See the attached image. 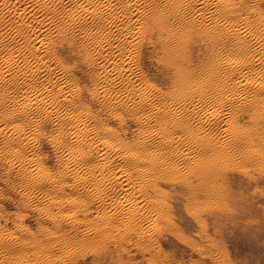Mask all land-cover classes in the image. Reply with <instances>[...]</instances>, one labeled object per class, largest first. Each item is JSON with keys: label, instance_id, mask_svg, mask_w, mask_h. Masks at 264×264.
Here are the masks:
<instances>
[{"label": "bare ground", "instance_id": "1", "mask_svg": "<svg viewBox=\"0 0 264 264\" xmlns=\"http://www.w3.org/2000/svg\"><path fill=\"white\" fill-rule=\"evenodd\" d=\"M47 1L0 0V14L7 12L17 15L20 22L16 28L21 32L26 17L36 13L32 5H44ZM73 1L81 20L92 18L99 23L97 30L85 29L82 36L86 41L83 47L84 63L90 67L86 75L94 84L92 94L120 122L125 120L123 112L130 115V108L133 115L137 112L134 117L140 123L146 124L156 117L160 126L156 130L142 131L141 141L123 140L104 124L105 121L83 108L79 97L81 89H78L77 81L71 77L74 69L62 63L53 66L44 64L43 59L48 57L45 56L48 51L44 55L39 50L44 40L38 36L27 37L24 42L30 49L28 55L33 56L36 65L32 64L34 61L31 63L27 60V52H23L24 67L18 65L22 68L13 69L15 73L24 75V80L17 82L23 95L19 98L4 93L14 104L12 114L0 118V133L5 127H9V130L12 128L16 139L13 137L5 141L3 154L15 156L21 163L22 172L31 185L29 190L44 184H56L41 164L32 158V153L36 151L32 140L37 133H43V122L51 120L52 127L57 131L54 140L58 144L62 162L68 167H65L66 170L83 168V172L80 170L82 173H76L77 170L73 178L77 179L82 188L88 186L85 195L71 198V208L85 210L88 205L84 198L90 197V200L97 199L105 210L91 221L90 226L84 222L87 226L82 235L79 234L80 237L85 239L92 233L93 236L103 235L102 238H105L106 234H112L110 231L115 229L116 234H121L118 231L123 228L124 237L136 233L141 239L138 242L140 246L146 247L151 244L148 242H153L150 241L154 238L152 231L160 229L159 224L162 222L165 226L168 220L164 215L170 209L168 203L171 202H168L169 194L161 183L174 180L181 183L194 200L196 197L207 198L214 194L216 197V184L220 183L215 180L220 173H216V168L219 169L221 165L211 164L212 161L223 162L224 166L238 162L235 159L239 156V163L241 161L245 164L264 159V15L259 10L262 0H255V5L247 8L242 7V4L230 3V0ZM28 3L31 10L29 7L30 13L25 16L29 11L26 8ZM92 4L97 6L96 10H89ZM244 11L253 15L243 16ZM77 35L61 34L58 37L60 41L73 45ZM193 40L205 41L206 45L216 51L207 53L204 58L202 53L203 60L196 71L193 67V70L187 68L191 64L192 50L189 46ZM145 43H151L160 51L159 60L177 76L175 81H179V96H159L148 83L147 86H141L144 77L137 68ZM220 46L222 50V47L218 50ZM18 49L20 51L16 50L17 54L22 52L21 48ZM16 52L5 56L7 70L12 68ZM228 72L231 73L223 76ZM2 74L5 75L4 72ZM135 96L139 97L136 98L138 100H135ZM194 96L198 100L209 98L212 105L205 108L199 106L201 101L198 104L194 102ZM226 100L235 114L248 113L250 118L247 127L252 129L239 125L235 115L225 116L227 111L223 109L222 103ZM40 106L43 107L40 118H33V110ZM190 119L196 123V129L188 124ZM26 126L29 128L26 129ZM173 133L183 141L181 146L177 145ZM83 137L92 140L80 141ZM66 138L67 141L64 140ZM167 148L172 151L167 152ZM74 180L73 183H76ZM46 205L45 208L48 207ZM71 216L76 225H83L77 215Z\"/></svg>", "mask_w": 264, "mask_h": 264}, {"label": "rangeland", "instance_id": "2", "mask_svg": "<svg viewBox=\"0 0 264 264\" xmlns=\"http://www.w3.org/2000/svg\"><path fill=\"white\" fill-rule=\"evenodd\" d=\"M120 1L122 0H118V2ZM230 3L242 4V7L247 8L255 5L256 2L255 0H230ZM29 4H27V10H31ZM32 6L33 12H36L35 17L32 15L27 16L30 10L26 13L25 8L23 12L26 13L25 16L27 17L21 32L16 28V25L20 22L17 15L8 14L7 12H5L6 15L4 13L0 14V16L3 15L0 18V118L12 114L14 101L5 97V94L10 93L11 95H17V97L23 95V90L17 86V82H20V79L21 81L24 80V75L15 73L13 70L16 67H24L25 61L22 55L25 53L23 52H27L25 58H28L31 63L34 61L32 64L36 65L33 56L28 55L30 49L25 44L24 39L38 36V38L44 40V44L39 49L41 54L45 55L48 51L45 55L48 57L43 59V61L45 60L44 64L53 66L55 63H62L72 67L74 75L71 77L74 78L72 79L75 82L77 81L78 89H81L79 97L83 108L96 114L103 122L105 121L104 124L113 129L116 134H119V137L131 142L141 141L142 131L158 129L160 125L157 124L156 117H153L148 123L142 124L134 117L137 112L133 115L130 108H128L130 115L123 112L125 120L120 122L116 117H112L107 107L99 101L97 96L92 94L91 90L94 88V84L86 75L90 67H87L84 63L83 47L86 41L83 40L82 36L85 29H98L99 23L97 20L92 18L87 21L81 20L77 9L74 7L73 0H48L44 5L38 6L36 4ZM96 7L92 4L89 6V10H96ZM259 7L264 15V0L261 1ZM248 14L253 15L250 12H243V16ZM22 32L27 36L23 37ZM71 33L78 34L73 45L63 40L60 41L59 35H69ZM204 42L200 40L190 42L189 47L192 50V58L191 64H188L189 67L187 68L192 69L193 67L196 71L204 56L215 51ZM49 43L52 45L50 44V46ZM47 45L48 47H46ZM16 46L21 48L22 54H17L20 49ZM204 49L206 50L204 51ZM222 49L223 47L220 50ZM16 50L18 51L16 52ZM13 52L14 54L16 52V55L13 54L16 56V61L13 58V66L7 70L4 59L5 56ZM141 53L143 54L140 55V65H138L140 68H137V71L145 80L140 82L141 86L151 85L154 93L156 92L159 96H179L181 94L178 90L180 87L179 81H175L177 76L159 60L160 51L151 43H145ZM202 53H204L203 58ZM18 65L22 67H18ZM229 73L231 72L223 76ZM136 83L139 85L138 81ZM206 92L211 93L212 90H206ZM31 93L34 94L33 91ZM246 93L250 92L246 91ZM136 98L139 97L135 96V100H138ZM202 99L198 100L197 96L193 98L197 104L201 101L198 105L204 108L212 105L211 100H208L209 98ZM222 105L223 109L227 111L225 116L235 115L236 122L248 128L250 117L247 112L235 114L227 100ZM64 108L68 109L67 107ZM42 109L43 107L40 106L33 110L32 117L40 118L39 114ZM185 114L188 115L189 113L186 112ZM17 121L20 123L18 119ZM43 124L45 125L43 133H37L32 140L36 151L32 153L33 157H29L41 164L48 177L54 180L56 184H44L42 187H35V190H29L31 185H29L27 176L23 174L21 163L16 160L17 158L15 156H4L3 154L2 149L7 140L13 137L16 139L11 131L12 128L9 130V127H5L4 131L0 133V264H264V159L261 162L245 164L241 161L239 163V156L238 159L237 157L235 159L238 162L227 163L224 166L223 162L221 164L220 161L210 160L212 161L211 164L216 165L217 163L222 167L216 166L219 168H216V173L220 172L216 177L218 180L215 178L216 181L220 182L216 184L218 187H214L215 190L217 189L216 197L215 194L207 198L200 196L196 197L198 199L196 201V198L194 200L187 194V190L181 183L175 182V180L161 183L162 188L166 189L169 194L168 202H171L168 203L170 209L164 215L166 218L168 217L166 222H170V225L166 222L165 226L163 222L160 223V229H156V231L158 230L157 233L156 231L153 232L154 230L151 228L153 230L152 237L154 236L156 240L152 238L150 241L153 242L144 241L151 243L149 245L146 243V247L140 246L138 242H141V239L137 237L136 233L124 237L122 235L124 233L123 228L118 231L121 233L119 234L122 235L121 237L116 234L115 229L110 231L114 235L108 234L109 238H107V234H104L105 238H102L103 235H99L101 236L99 237L90 233V237L84 239L80 237L84 227L90 226L91 221L95 220L98 215H102L105 210L97 199L90 200V197L84 198L88 205L86 206L88 208H84L85 210H73L71 208V198L79 194L85 195L88 191H86L88 186L82 188L77 179L74 180L73 178V174L77 170L79 171L76 173H82L83 168L76 169L75 167L76 171L66 170L68 167L62 162L63 158L59 152L60 150H58V144L54 140L57 131L52 127V121L49 120L43 122ZM188 124L193 128L196 126L192 119ZM25 128L28 129L29 127L26 126ZM248 129L252 128L249 127ZM173 136L177 141V145L181 146L183 141L174 133ZM83 139L92 140L89 137H83L79 140L84 141ZM64 140L67 141L68 139ZM166 151L171 152L172 149L167 148ZM207 158L213 159L211 157ZM214 165H211V167H215ZM70 171H73V173ZM220 176L222 177L220 178ZM63 177L67 179L64 181ZM73 180L76 183H73ZM57 183L60 185L58 186ZM55 186H57V189ZM56 199L57 201L54 202ZM43 204H48L46 205L48 207L45 208ZM73 214L80 218L83 223L82 226L76 225L71 216ZM84 222L88 224L86 225ZM114 237L116 240H114ZM148 246L150 248L146 249ZM140 247L145 249L140 250ZM118 248L120 249L118 250Z\"/></svg>", "mask_w": 264, "mask_h": 264}]
</instances>
